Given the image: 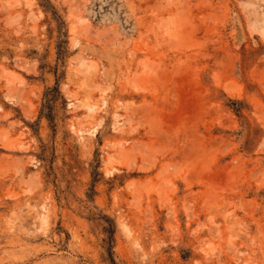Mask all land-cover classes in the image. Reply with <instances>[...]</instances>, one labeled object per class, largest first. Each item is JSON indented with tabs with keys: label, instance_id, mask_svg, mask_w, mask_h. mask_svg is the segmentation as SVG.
<instances>
[{
	"label": "rangeland",
	"instance_id": "374dc122",
	"mask_svg": "<svg viewBox=\"0 0 264 264\" xmlns=\"http://www.w3.org/2000/svg\"><path fill=\"white\" fill-rule=\"evenodd\" d=\"M0 264H264V0H0Z\"/></svg>",
	"mask_w": 264,
	"mask_h": 264
},
{
	"label": "bare ground",
	"instance_id": "6f19581e",
	"mask_svg": "<svg viewBox=\"0 0 264 264\" xmlns=\"http://www.w3.org/2000/svg\"><path fill=\"white\" fill-rule=\"evenodd\" d=\"M176 16H177V15H176ZM80 21L82 22V25H81V24H80V25H81L82 27L85 28V24H84V23L86 22V19H82V20H80ZM77 22H78V21H77ZM170 22H172V24L174 25V28H173L174 30H173L172 33L175 34V37H176V38H179L180 35H181V33H182V31H183V30H182V27H181L180 25H177L178 22H177V19H176L175 16L171 17ZM78 23H79V22H78ZM86 24H87V23H86ZM172 24H171V25H172ZM77 25H78V24H75V27H77ZM80 25H79V26H80ZM79 26H78V27H79ZM86 27H87V26H86ZM84 28H82V29H84ZM171 29H172V28H171ZM169 30H170V29H169ZM11 91L15 93V94L13 93L14 95L17 94V91H16V92H15V90H11ZM94 131H95L94 129H93V130H90L91 133H94ZM5 139H6V138H5ZM3 140H4V139H3ZM12 141H13V140H12ZM12 144H13V143H12ZM116 157H117V156H116ZM119 159H120V158H119ZM117 160H118V159H117ZM117 160H116V158H115L114 156H109V157L107 158V162H106V163H107L109 166H111V168H112L110 171H113L114 169H117V168L115 167V165H116L115 163L117 162ZM119 161H120V160H119ZM125 161H126V160H125ZM133 161H134V160H133ZM119 163L121 164V163H124V162H119ZM117 164H118V163H117ZM124 164H125V163H124ZM126 164H127L128 167H130L131 165H132L131 167H133V162H132V160H130V162H129V160H128V162H126ZM160 192H161V189H160ZM160 192H159V193H160ZM163 196H164V195H163ZM43 219H44V218H43Z\"/></svg>",
	"mask_w": 264,
	"mask_h": 264
},
{
	"label": "trees",
	"instance_id": "16d2710c",
	"mask_svg": "<svg viewBox=\"0 0 264 264\" xmlns=\"http://www.w3.org/2000/svg\"><path fill=\"white\" fill-rule=\"evenodd\" d=\"M50 91H52V92H56V91H58V88H57V86H55L54 88H52ZM47 108H49L50 109V106H46ZM49 117H50V119L52 120V116H51V113H50V111H49Z\"/></svg>",
	"mask_w": 264,
	"mask_h": 264
}]
</instances>
